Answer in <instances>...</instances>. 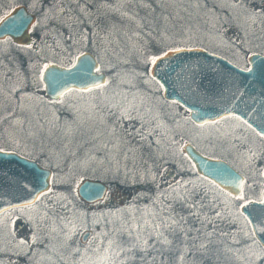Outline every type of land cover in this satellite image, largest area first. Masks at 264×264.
I'll return each instance as SVG.
<instances>
[{
  "label": "rangeland",
  "instance_id": "rangeland-1",
  "mask_svg": "<svg viewBox=\"0 0 264 264\" xmlns=\"http://www.w3.org/2000/svg\"><path fill=\"white\" fill-rule=\"evenodd\" d=\"M17 4L37 17L29 51L18 55L10 37L0 41V149L51 169L53 183L34 205L0 215V264H123L124 238L160 264H264L239 211L264 194V135L232 116L195 125L144 70L163 53L157 36L169 48L197 45L246 68L249 54H264V0H0V19ZM82 51L101 64L105 86L48 98L41 69L70 66ZM188 143L243 173L242 193L197 174ZM88 178L109 186L104 200L77 195ZM206 227L219 235L210 258L199 240Z\"/></svg>",
  "mask_w": 264,
  "mask_h": 264
},
{
  "label": "water",
  "instance_id": "water-1",
  "mask_svg": "<svg viewBox=\"0 0 264 264\" xmlns=\"http://www.w3.org/2000/svg\"><path fill=\"white\" fill-rule=\"evenodd\" d=\"M36 17L26 5L17 4L0 19V40L10 37L17 45H29ZM248 57V68H243L208 48L176 46L155 55V63H150L148 72L159 83L162 97L180 104L195 125L216 123L232 116L263 136L264 54L253 52ZM107 76L89 51L77 54L70 66L51 61L40 73L45 94L55 100L73 89L88 91L102 87ZM184 151L201 177L234 196L242 193L244 175L231 163L205 155L192 143L184 145ZM52 173L15 150L0 149V215L10 209L34 205L51 189ZM76 190L86 203L104 200L109 191L105 182L89 178L81 181ZM239 211L264 249V194L259 200L244 201Z\"/></svg>",
  "mask_w": 264,
  "mask_h": 264
},
{
  "label": "trees",
  "instance_id": "trees-1",
  "mask_svg": "<svg viewBox=\"0 0 264 264\" xmlns=\"http://www.w3.org/2000/svg\"><path fill=\"white\" fill-rule=\"evenodd\" d=\"M214 11H213V14L217 11L218 12V10H217V8H216V5H215V7H214ZM216 12V13H217ZM160 35H162L161 33H160ZM165 37V36H164ZM159 38V39H158ZM157 39L158 40H160V41H158V43H162L161 44V47H162V49H161V51L162 52H164L165 51V49H167V48H169V45L167 44V40L166 39H163V36L162 37H160V36H157ZM1 42H3L4 40H0ZM167 41V42H166ZM175 43H177V42H175ZM178 44H181V43H178ZM10 46L13 48L12 50L13 51H15L18 55L20 54V50L22 51V50H30V48H32V47H28V46H17V45H15V44H10ZM31 53V52H30ZM144 70H146V72L148 71V64H146L145 65V68H144ZM52 100H55V99H52ZM58 100V99H57ZM57 100H55V101H57ZM128 198H130L128 201H130L131 202V200H132V202L134 203L133 204V206H135V207H137V208H139V206H138V202L141 200V198H139V195H137V194H131ZM151 207L152 208H154V211H160L159 210V207L156 205V203L154 202H152L151 203ZM124 211V210H123ZM127 211V210H126ZM136 211L137 210H134V212L136 213ZM152 211H153V209H152ZM152 211H150V212H146V214H147V216L149 217V218H151L152 219V222L155 224L156 223V221H157V217H156V214H152ZM127 215V216H126ZM127 217H129V213H127V212H124L123 213V218H122V221H123V223H126V222H128L129 221V218L127 219ZM160 217L164 220V217L162 216V214H160ZM128 220V221H127ZM162 220V221H163ZM128 224V223H127ZM153 225V224H152ZM153 229H155V228H153ZM152 229V230H153ZM202 236H205V239H200L199 238V240H201L202 241V243L203 244H205L206 245V243L209 245V246H211V248H207V250H208V253L207 254H205V257L207 258H210V253H211V251L212 250H214L215 248H217V246H216V243H217V237H219V235H217V233L215 234L213 231H212V229H210L209 227L207 228H205V231H202V234H201ZM200 235V236H201ZM193 239V238H192ZM191 239V240H192ZM115 240V239H114ZM159 240H161V239H159ZM110 242L112 241V240H109ZM124 243H126L125 244V246L123 247V250H122V252L125 250L126 251V257H127V259L126 260H122L124 263L123 264H126V262H127V260H133V261H129V262H127V264H160L161 263V259H157L156 257H154V256H150V254L149 255H147V254H145V253H143V249L139 246V244H138V242H136L135 240H133V241H131L130 243H129V241L128 240H126L125 238H124ZM211 241H214V245H212L211 244ZM109 242V243H110ZM115 242H116V240H115ZM115 242H112V244L110 245V244H108L109 245V247H110V250H114L115 248H116V245H114L115 244ZM154 244H156V246H157V240H154V243H153V247H154ZM164 245H165V243H164ZM104 247V246H103ZM104 249V248H103ZM141 251V252H139V253H142L141 254V256H140V254H139V256H138V258L136 259L135 257H134V255H136V253H135V251ZM133 251V253H131ZM116 252H118V251H116ZM105 253V251H103L102 250V252H101V254H98L99 255V260H101V258L103 257V254ZM121 253V251H119V253L118 254H120ZM116 255V254H115ZM133 256L134 257V259L133 258H131V256ZM137 257V256H136ZM140 257V258H139ZM136 259V260H135ZM202 259H204V258H202ZM176 260H177V262L178 263H180V264H186V261H184V259H181V258H176ZM98 261V260H97ZM102 263V262H101ZM114 263V262H113ZM103 264H104V262H103ZM111 264V263H110ZM173 264H175V263H173Z\"/></svg>",
  "mask_w": 264,
  "mask_h": 264
},
{
  "label": "flooded vegetation",
  "instance_id": "flooded-vegetation-1",
  "mask_svg": "<svg viewBox=\"0 0 264 264\" xmlns=\"http://www.w3.org/2000/svg\"><path fill=\"white\" fill-rule=\"evenodd\" d=\"M249 65V64H248ZM246 68H248V66L246 67ZM105 86V85H104ZM104 86H102V87H104ZM94 88H96V87H94ZM98 88H100V87H98ZM98 88H96V89H98ZM73 90H75V89H73ZM73 90H71V91H73ZM91 90H94V89H91ZM91 90H88V91H91ZM71 91H69V92H71ZM75 91H78V90H75ZM85 91V90H84ZM84 91H79V92H84ZM88 91H85V92H88ZM69 92H67V93H69ZM66 93V94H67ZM66 94H63V96H65ZM63 96H62V98H60V99H63ZM59 100V99H58ZM189 117V116H188ZM211 124V123H210ZM254 132H255V130H254ZM230 163V162H229ZM108 189H109V191H110V188H109V186H108Z\"/></svg>",
  "mask_w": 264,
  "mask_h": 264
},
{
  "label": "snow or ice",
  "instance_id": "snow-or-ice-1",
  "mask_svg": "<svg viewBox=\"0 0 264 264\" xmlns=\"http://www.w3.org/2000/svg\"><path fill=\"white\" fill-rule=\"evenodd\" d=\"M152 62H153V63H155V59H153V61H152ZM240 199H241V200H243V199H244V197H243V196H241V197H240ZM145 243H146V242H145ZM261 255H264V252H262V253H261Z\"/></svg>",
  "mask_w": 264,
  "mask_h": 264
}]
</instances>
